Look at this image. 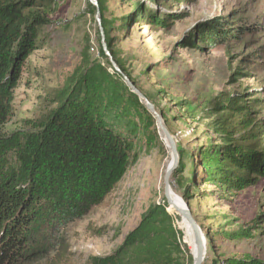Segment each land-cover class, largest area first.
Here are the masks:
<instances>
[{
  "label": "rangeland",
  "instance_id": "374dc122",
  "mask_svg": "<svg viewBox=\"0 0 264 264\" xmlns=\"http://www.w3.org/2000/svg\"><path fill=\"white\" fill-rule=\"evenodd\" d=\"M97 1L114 60L155 106L183 152L182 173L172 174L169 186L202 230V264L245 257L264 261V177L237 192L207 181L201 166L204 151L220 143L213 130L222 116L213 114L216 97H246L252 118L264 124V0ZM139 3L161 15L162 24L149 25L142 19L133 24L132 19L123 27L120 19L133 15ZM48 17L50 24L40 30L36 50L22 65L0 137L18 134L25 139L32 133L57 107L54 101L71 85L75 71L95 62L111 71L100 53L101 35L87 0H53ZM214 19L226 28L245 25L249 31L237 42L197 41L193 48L185 46L191 35L197 36ZM131 119L139 125L138 134L130 137L137 160L104 201L85 214L56 213L47 204L38 207L32 256L22 264H48L60 252L66 256L63 264H86L91 258L109 256L138 227L142 216L158 207L164 208L168 218L157 229L167 231L181 252L173 251L157 263L193 264V232L165 204L170 150L156 124L144 128L139 117ZM110 121L116 123L115 118ZM117 129L127 134L122 123ZM246 229L247 238H225ZM125 264L152 263L136 260L130 251Z\"/></svg>",
  "mask_w": 264,
  "mask_h": 264
},
{
  "label": "trees",
  "instance_id": "16d2710c",
  "mask_svg": "<svg viewBox=\"0 0 264 264\" xmlns=\"http://www.w3.org/2000/svg\"><path fill=\"white\" fill-rule=\"evenodd\" d=\"M97 3L107 51L116 63L107 23ZM52 5L53 0H0V128L10 116L12 92L22 65L36 50L40 30L50 24L48 12ZM91 8L96 13L95 7ZM133 13L120 19L123 27L132 19L133 24L141 19L149 25L162 24L161 15L147 5L136 4ZM217 20L202 27L197 36L191 35L185 46L193 48L197 41L214 45L237 42L249 31L245 25L226 28ZM100 53L111 71L99 62L75 71L71 85L54 101L57 107L32 133L25 139L18 134L0 137V264H22L32 256L30 246L35 243L39 225L37 209L43 204L56 213L79 215L101 204L137 160L130 137L138 134L139 125L131 118L139 117L144 128L156 124L111 67L101 45ZM118 68L135 86L124 69ZM245 99L241 95H219L214 99L213 114H222L213 126L220 143L201 155L205 179L237 192L264 177V124L252 118ZM113 118L116 123L110 121ZM119 123L126 135L118 131ZM176 150L179 163L173 175L182 171L183 152L177 145ZM167 216L162 207L148 211L113 254L91 258L86 264H125L130 251L136 260L152 264L167 259L173 251L179 254L181 250L176 242H170L168 232L157 229ZM225 236L241 240L250 233L246 229ZM65 259L60 252L48 264H63ZM223 264L264 261L229 258Z\"/></svg>",
  "mask_w": 264,
  "mask_h": 264
},
{
  "label": "water",
  "instance_id": "95a60500",
  "mask_svg": "<svg viewBox=\"0 0 264 264\" xmlns=\"http://www.w3.org/2000/svg\"><path fill=\"white\" fill-rule=\"evenodd\" d=\"M87 1L96 9L95 21L97 23V26L99 28L100 35H101V40H100L101 47L104 53L106 54V56L108 57L111 67L123 77L125 84L129 88L130 92L134 93L138 97V99L143 103L145 109L154 117L157 128L163 134V136L165 137L168 143L172 161H171V165L168 166V168L166 169L165 175H164V190H163L164 198L166 200L167 205L172 206L176 214L179 217L185 219L189 227L191 228L194 234V237H195L196 245H197L196 256L193 259V264H202L204 260V253H205L204 252L205 251V239H204L202 230L196 223L187 205L185 203L182 206L176 205L169 197V187H170L169 179L179 163V157H178V153L176 150L175 140L171 136L169 131L165 128L164 122L162 121L160 114L156 111L155 106L147 98H145L142 95V93H140V91L129 81V79L120 71L116 63L113 61L110 53L107 51V46L104 40L97 0H87Z\"/></svg>",
  "mask_w": 264,
  "mask_h": 264
},
{
  "label": "bare ground",
  "instance_id": "6f19581e",
  "mask_svg": "<svg viewBox=\"0 0 264 264\" xmlns=\"http://www.w3.org/2000/svg\"><path fill=\"white\" fill-rule=\"evenodd\" d=\"M162 137H163V141L166 143V145L168 146V143L165 139V137L163 136L162 134ZM169 148V147H168ZM171 161L172 159L170 158L169 162H168V165L167 166H170L171 165ZM169 197L170 199L176 204V205H179V206H182L183 205V202L180 200V198L178 196H176L172 189L169 187ZM169 206V205H168ZM169 208H171L173 211V207L172 206H169ZM175 212V211H174ZM176 213V212H175ZM194 235V234H193ZM196 250H197V245H196V241H195V237H194V245H193V258H195L196 256ZM205 252V251H204Z\"/></svg>",
  "mask_w": 264,
  "mask_h": 264
}]
</instances>
